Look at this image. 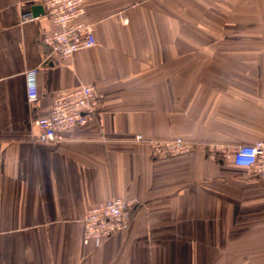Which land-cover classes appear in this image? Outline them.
I'll list each match as a JSON object with an SVG mask.
<instances>
[{"label":"crops","instance_id":"0c3cea01","mask_svg":"<svg viewBox=\"0 0 264 264\" xmlns=\"http://www.w3.org/2000/svg\"><path fill=\"white\" fill-rule=\"evenodd\" d=\"M83 6L96 43L62 58L41 0H0V264H264V180L204 147L264 140V0ZM81 83L101 95L92 119L38 140ZM175 136L197 146L154 160L147 140ZM114 197L135 202L129 228L84 244L87 209Z\"/></svg>","mask_w":264,"mask_h":264},{"label":"built area","instance_id":"2783aa9c","mask_svg":"<svg viewBox=\"0 0 264 264\" xmlns=\"http://www.w3.org/2000/svg\"><path fill=\"white\" fill-rule=\"evenodd\" d=\"M44 15L52 25V30L42 39L45 46L62 58L71 56L79 49L95 45L92 25L81 18L85 12L83 0H41ZM32 11L20 14V22L36 19ZM127 23L126 18H122ZM38 68L25 72L27 99H39L36 76ZM101 95L93 84L81 83L68 89L57 91L51 101L47 114L34 120L39 128L38 140L57 142L64 139V133L74 126L84 125L92 119L100 102ZM142 135L135 136L141 141ZM150 155L154 160H163L188 155L196 143L180 136L153 138L147 140ZM208 158L223 160L231 158L238 167L247 168L253 177L264 180V140L251 144H204ZM135 210V202L119 197L89 207L83 216V243L98 244L106 236L126 231Z\"/></svg>","mask_w":264,"mask_h":264}]
</instances>
